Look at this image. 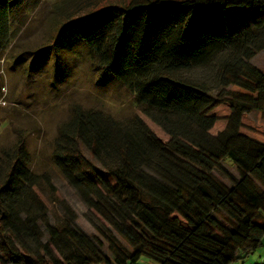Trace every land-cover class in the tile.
Here are the masks:
<instances>
[{
  "label": "trees",
  "instance_id": "obj_1",
  "mask_svg": "<svg viewBox=\"0 0 264 264\" xmlns=\"http://www.w3.org/2000/svg\"><path fill=\"white\" fill-rule=\"evenodd\" d=\"M14 2L0 0V56ZM71 35L136 111L75 104L57 128L52 160L97 235L78 226L49 172L30 167L23 142L4 150L0 264H245L264 246V72L252 63L264 51V0L111 3L67 19L43 48L58 61ZM219 56L216 87L184 75ZM55 205L63 216L52 224Z\"/></svg>",
  "mask_w": 264,
  "mask_h": 264
},
{
  "label": "rangeland",
  "instance_id": "obj_2",
  "mask_svg": "<svg viewBox=\"0 0 264 264\" xmlns=\"http://www.w3.org/2000/svg\"><path fill=\"white\" fill-rule=\"evenodd\" d=\"M120 2L126 4L128 0H16L10 16V42L0 56V156L4 150L23 142L29 153L30 167L38 173L49 172L53 183L77 213L76 223L91 235L97 232L86 218L88 208L52 160L58 125L69 117L75 104L102 109L117 117L132 115L136 105L133 95L115 79L100 77L86 46L73 35L67 37L62 48L59 44L58 61L53 56V46L43 47L54 41L60 25L67 19ZM221 60L219 56L184 75L216 87ZM252 63L264 72V51L259 52ZM251 116L256 119L257 112H252ZM149 124L158 135L165 136L158 127ZM222 167L225 172L239 177L236 166L229 160H223ZM215 173L230 184L222 171ZM92 215L97 216L94 212ZM62 216L55 205L50 212V222L55 224ZM244 263L264 264V246L245 257ZM139 264L156 263L143 259Z\"/></svg>",
  "mask_w": 264,
  "mask_h": 264
}]
</instances>
